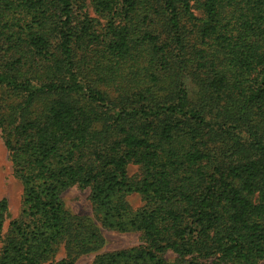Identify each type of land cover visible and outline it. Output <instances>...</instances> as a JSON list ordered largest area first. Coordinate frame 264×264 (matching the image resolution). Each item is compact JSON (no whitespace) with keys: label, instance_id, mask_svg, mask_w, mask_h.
<instances>
[{"label":"trees","instance_id":"16d2710c","mask_svg":"<svg viewBox=\"0 0 264 264\" xmlns=\"http://www.w3.org/2000/svg\"><path fill=\"white\" fill-rule=\"evenodd\" d=\"M0 129L24 187L0 264L101 246L72 186L141 233L90 264L264 262V0H0Z\"/></svg>","mask_w":264,"mask_h":264},{"label":"rangeland","instance_id":"374dc122","mask_svg":"<svg viewBox=\"0 0 264 264\" xmlns=\"http://www.w3.org/2000/svg\"><path fill=\"white\" fill-rule=\"evenodd\" d=\"M187 86L190 91H195V86L187 79ZM15 97L11 100L14 101ZM22 97L17 98L15 102L22 101ZM131 174H140L139 165H131L129 167ZM23 193L24 187L21 179L15 174L10 151L6 146L4 134L0 129V200L6 198L8 200L9 209L5 217L3 233L5 234L12 220L19 219L23 210ZM65 207L76 216L89 217L92 223L98 228L102 235V244L99 248L81 254L75 264H90L98 254L118 251L131 248L141 243V233L138 231H118L106 228L102 225L97 217L93 201L91 199V187L81 188L72 186L62 193ZM128 201L134 208H138L144 204L143 196L139 193L128 195ZM3 243H0V251ZM67 253L65 244H61L56 253L55 258L61 259ZM166 257L170 263H174L177 255L171 251L167 252ZM48 264V263H45ZM259 264H264L261 261Z\"/></svg>","mask_w":264,"mask_h":264}]
</instances>
